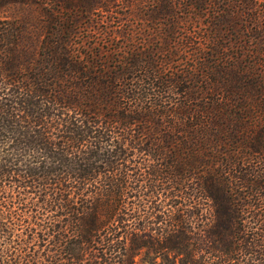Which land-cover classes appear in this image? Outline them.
I'll use <instances>...</instances> for the list:
<instances>
[{
	"label": "trees",
	"instance_id": "1",
	"mask_svg": "<svg viewBox=\"0 0 264 264\" xmlns=\"http://www.w3.org/2000/svg\"><path fill=\"white\" fill-rule=\"evenodd\" d=\"M0 264H264V0H0Z\"/></svg>",
	"mask_w": 264,
	"mask_h": 264
}]
</instances>
